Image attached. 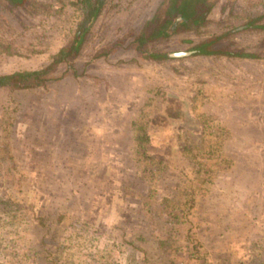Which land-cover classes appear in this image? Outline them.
<instances>
[{
    "label": "rangeland",
    "instance_id": "rangeland-1",
    "mask_svg": "<svg viewBox=\"0 0 264 264\" xmlns=\"http://www.w3.org/2000/svg\"><path fill=\"white\" fill-rule=\"evenodd\" d=\"M207 3L204 23L173 27L165 36L157 30L173 25L171 0H106L93 21L80 0H23L20 6L0 0V74L47 67L79 23H91L78 51L45 85L0 87V194L27 203L29 213L43 211L48 237L56 236L44 239V251L37 243V264H126L127 250L108 234L142 236L151 264H168L155 240L163 237L161 216L155 212L153 222L142 202L191 189L200 245L223 252L220 264L264 263V197H254L256 186L264 192V152L254 145V132H263L264 141V0ZM250 18L261 27L235 29ZM152 32L143 46L149 51L179 53L228 33L216 48L256 57L151 60L133 40ZM90 97L101 101L81 104ZM115 156L122 158L120 169L110 171L102 160ZM256 163L259 180L251 178ZM204 167L209 179L202 192L191 181ZM250 187L253 195H245ZM26 230L37 240L43 232L35 223ZM2 231L12 243V228ZM254 243L256 259L245 254Z\"/></svg>",
    "mask_w": 264,
    "mask_h": 264
},
{
    "label": "trees",
    "instance_id": "trees-1",
    "mask_svg": "<svg viewBox=\"0 0 264 264\" xmlns=\"http://www.w3.org/2000/svg\"><path fill=\"white\" fill-rule=\"evenodd\" d=\"M15 6H20L23 0H8ZM85 8L88 9L87 16L90 21H93L97 14L102 10V6L106 0H80ZM190 0H171V6L169 13L175 17L182 11H186L187 4ZM170 20V19H169ZM167 20L166 22L168 23ZM257 18H250L247 23L255 25ZM90 21L83 20L73 33V38L69 44L62 46L57 53L52 56V62L45 68L39 70H18L8 74H0V87H9L10 89H29L38 86H43L47 81L53 79L49 74L62 62H68L67 58L75 54L79 46L88 31V25ZM166 23V24H167ZM165 26V25H164ZM242 28V27H240ZM252 28V27H251ZM235 29H238L236 27ZM165 30V31H164ZM166 29L162 26L158 28V32L167 36L173 31V27ZM155 33H151L146 36L144 33H140L134 38L136 44V50L146 54L148 59L164 61L170 57V53L164 51H149L143 46L152 38ZM222 35H217L207 40H202L190 47V53L194 55H221L227 54L229 56L240 57H254L256 55L250 53H244L242 51H228L220 48H214L213 45L219 42ZM72 68L71 64L69 65ZM74 71V69H73ZM55 79V78H54ZM111 161L102 160V164L105 163L115 171L116 168L120 169L119 161H122L121 157H113ZM198 172L202 174L201 177L196 178V182L191 181V186L194 187L196 183L200 190L204 192V183L209 179V169L204 167ZM119 171H116V175ZM114 180V178H111ZM203 186V188H202ZM153 188V187H152ZM150 191V190H148ZM194 191H173L172 196H163L160 201H152L149 203V195L144 197L142 202L145 214L155 222V212H158L161 216L164 226L163 237L156 235V242L159 248L168 256V264H213L210 259L217 258L218 264L219 257L223 254L220 250L213 251L212 254L204 246L200 245L199 239L195 235V224L190 218L192 211L196 205L194 197ZM28 204L14 198H9L3 194H0V264H37L38 256L36 245L42 246L44 251L45 238L55 239V235H49L51 227L48 224V216L40 211L39 213H29ZM63 214H59L56 221L58 224L63 222ZM35 223L36 228L42 232V235L37 240L33 233H28L27 227ZM74 225L77 223H71ZM79 224V223H78ZM87 224H80V226H86ZM5 227L12 228L15 233V239L11 243L8 237L3 233L2 229ZM71 227V226H70ZM92 234H97L94 230L89 231ZM9 233V232H8ZM7 233V234H8ZM77 235V234H75ZM113 242L115 246H124L127 250L126 264H151L146 256L144 248L140 245V242L144 240L142 236L127 237L122 234L121 236L107 237ZM117 238V240H116ZM120 240V241H119ZM252 247V248H251ZM255 243L250 245V248L245 251V254L251 253L252 259H256L259 255L254 254ZM213 255V256H212ZM222 262V261H221ZM249 263V262H248ZM243 262H235L234 264H248ZM264 264V263H263Z\"/></svg>",
    "mask_w": 264,
    "mask_h": 264
},
{
    "label": "flooded vegetation",
    "instance_id": "flooded-vegetation-1",
    "mask_svg": "<svg viewBox=\"0 0 264 264\" xmlns=\"http://www.w3.org/2000/svg\"><path fill=\"white\" fill-rule=\"evenodd\" d=\"M207 2H208V0H190V3L187 4V6H186V11L185 10L182 11L181 13H179L177 15V17H175V19L172 20L173 25L171 27H174V28L175 27L176 28L177 27H183V28H185V27H194L195 28V27L199 26L201 23H204L205 22L204 20H205L206 16L209 13V10H210V4L208 5ZM248 21L249 20L245 21L244 24L238 26V29H247V28H251V27H257V28L261 27V25H258V24L251 25L250 23H247ZM240 27H242V28H240ZM89 28H90V25H88V29ZM227 34L228 33L221 34L222 37L219 40V42L223 38H226ZM219 42H217V43H219ZM216 44L213 45L214 48H216V46H215ZM189 49H190V47H189ZM189 49H187L186 51H181V53L182 52L183 53H187L185 56H196V55L190 53ZM220 49L224 50V47L220 48ZM225 50H228V49L225 48ZM232 52H234V51H232ZM173 53H175V52H173ZM221 55H225L227 57H235V58L240 57V56H229L227 54H221ZM253 55H255V54H253ZM205 56H214V55H205ZM254 57H256V56H254ZM243 58H253V57L249 56V57H243ZM177 111H178V113H180V115H181V117H183V119H184L185 116H187L186 113L183 110L178 109ZM260 123H262L264 125V114H262L260 116ZM254 142H255L254 145L256 146L257 151L258 152H260V151L264 152V141H261L259 139H255ZM258 149H260V150H258ZM257 158H258V160H260L261 159V155L258 154ZM254 166L256 167V169L258 171L260 166L257 163L254 164Z\"/></svg>",
    "mask_w": 264,
    "mask_h": 264
},
{
    "label": "crops",
    "instance_id": "crops-1",
    "mask_svg": "<svg viewBox=\"0 0 264 264\" xmlns=\"http://www.w3.org/2000/svg\"><path fill=\"white\" fill-rule=\"evenodd\" d=\"M113 85V87H115L116 88V84H112ZM83 90V88H81V92H85V91H82ZM109 90V89H108ZM90 91H92V92H94L95 91V89H90ZM105 91H107V90H105ZM112 91L114 92L115 91V89H112ZM72 92H74L73 91V89H72ZM109 92H111L110 90H109ZM79 88H78V86H76V89H75V96H77V95H79ZM73 97H74V95H73ZM113 99V98H112ZM112 99H110V100H112ZM63 101H65L66 102V100H68V99H62ZM81 100V99H80ZM99 100L100 99H98V101H97V99L95 98V97H90L89 99H87V100H85V102H83V100H82V102H81V104L83 103V104H89L90 106H92V107H95V105H97L98 104V102H99ZM109 100V101H110ZM101 101V100H100ZM115 101V100H114ZM124 99L122 100V101H116V102H118L117 104H120V103H124ZM79 102V101H78ZM67 104H68V101L66 102ZM72 105V104H71ZM83 107V106H82ZM263 134V132H254V135H256L257 136V138L259 139V140H261L260 138H261V135ZM263 177V176H262ZM261 177V178H262ZM227 178H229L230 179V177H228L227 176ZM251 178L253 179H260V175H259V173H258V171H256L255 172V174H254V176L252 175L251 176ZM250 182H252V180L250 181ZM252 188L253 187H250V188H246V189H244V190H247V191H245V195H248V196H252L253 194L251 193L252 192ZM262 188H264V185L262 186ZM256 194H255V196L254 197H256V196H261V197H264V192H260V188H259V186H256ZM242 190V189H241ZM244 190L242 191V192H244Z\"/></svg>",
    "mask_w": 264,
    "mask_h": 264
},
{
    "label": "water",
    "instance_id": "water-1",
    "mask_svg": "<svg viewBox=\"0 0 264 264\" xmlns=\"http://www.w3.org/2000/svg\"><path fill=\"white\" fill-rule=\"evenodd\" d=\"M187 53H181V52H179V53H170V56L172 57V56H175V57H180V56H185Z\"/></svg>",
    "mask_w": 264,
    "mask_h": 264
}]
</instances>
